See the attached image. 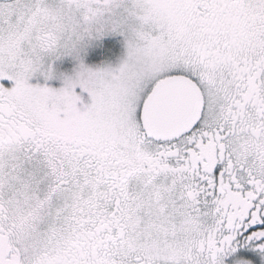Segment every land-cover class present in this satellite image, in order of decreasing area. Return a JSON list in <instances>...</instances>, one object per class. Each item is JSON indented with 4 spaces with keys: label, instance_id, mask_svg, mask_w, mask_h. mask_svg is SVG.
<instances>
[{
    "label": "snow or ice",
    "instance_id": "1",
    "mask_svg": "<svg viewBox=\"0 0 264 264\" xmlns=\"http://www.w3.org/2000/svg\"><path fill=\"white\" fill-rule=\"evenodd\" d=\"M0 264H264V0H0Z\"/></svg>",
    "mask_w": 264,
    "mask_h": 264
}]
</instances>
